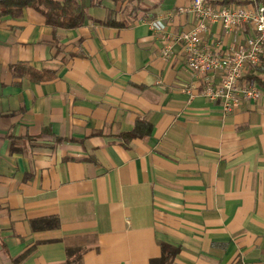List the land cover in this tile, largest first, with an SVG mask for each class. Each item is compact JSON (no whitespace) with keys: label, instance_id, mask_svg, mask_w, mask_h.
<instances>
[{"label":"crops","instance_id":"1","mask_svg":"<svg viewBox=\"0 0 264 264\" xmlns=\"http://www.w3.org/2000/svg\"><path fill=\"white\" fill-rule=\"evenodd\" d=\"M94 2L71 29L0 4V264H151L164 245L170 264H264V88L229 112L202 94L174 40L191 0ZM251 34L212 23L202 46ZM137 120L151 133L125 139Z\"/></svg>","mask_w":264,"mask_h":264},{"label":"built area","instance_id":"2","mask_svg":"<svg viewBox=\"0 0 264 264\" xmlns=\"http://www.w3.org/2000/svg\"><path fill=\"white\" fill-rule=\"evenodd\" d=\"M240 1L212 7L206 0H191L190 5L180 8L179 12L189 11L194 18L193 25L174 38L182 44L187 68L205 77L202 94L218 101L223 112L238 108L244 101H257L261 95L260 88L245 81L242 75L246 64L258 65L264 57V0ZM212 23L219 24L225 32L246 23L252 34L222 52H211L202 46V40ZM168 48L169 45L165 52ZM216 72L220 76L214 81Z\"/></svg>","mask_w":264,"mask_h":264},{"label":"trees","instance_id":"3","mask_svg":"<svg viewBox=\"0 0 264 264\" xmlns=\"http://www.w3.org/2000/svg\"><path fill=\"white\" fill-rule=\"evenodd\" d=\"M114 2L123 0H113ZM229 1V0H228ZM224 1V5L228 3ZM238 3L241 2L236 0ZM94 0H1L0 4L7 8L8 11L18 10L22 7H32L39 11L46 24L60 28H77L83 24L86 10L89 5H93ZM106 23L111 25H123L121 21L106 20ZM252 65V68H257L262 72V75L250 74L243 77L248 82L262 86L264 88V67L263 64ZM25 66V65H24ZM28 72L33 74L30 68H26ZM42 78V77H35ZM151 124L143 120H137L133 128L122 134L125 139L132 137H144L151 133ZM176 249L170 246H163L162 256L151 261V264H170Z\"/></svg>","mask_w":264,"mask_h":264}]
</instances>
